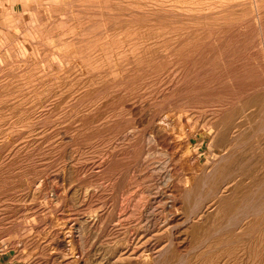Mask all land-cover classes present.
Listing matches in <instances>:
<instances>
[{
	"label": "rangeland",
	"instance_id": "374dc122",
	"mask_svg": "<svg viewBox=\"0 0 264 264\" xmlns=\"http://www.w3.org/2000/svg\"><path fill=\"white\" fill-rule=\"evenodd\" d=\"M0 264H264V0H0Z\"/></svg>",
	"mask_w": 264,
	"mask_h": 264
},
{
	"label": "bare ground",
	"instance_id": "6f19581e",
	"mask_svg": "<svg viewBox=\"0 0 264 264\" xmlns=\"http://www.w3.org/2000/svg\"><path fill=\"white\" fill-rule=\"evenodd\" d=\"M87 171V170H86ZM200 205V204H199Z\"/></svg>",
	"mask_w": 264,
	"mask_h": 264
}]
</instances>
